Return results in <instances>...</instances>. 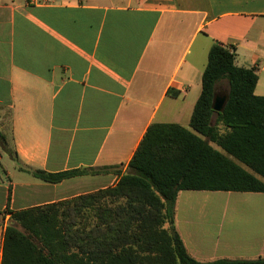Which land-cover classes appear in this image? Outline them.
Masks as SVG:
<instances>
[{
  "label": "crops",
  "instance_id": "obj_1",
  "mask_svg": "<svg viewBox=\"0 0 264 264\" xmlns=\"http://www.w3.org/2000/svg\"><path fill=\"white\" fill-rule=\"evenodd\" d=\"M217 43L256 70L264 97V0H0V264L11 212L112 188L150 125L190 128ZM75 170L88 172L59 184L31 174ZM254 194L243 217L192 244L175 216L188 253L264 257Z\"/></svg>",
  "mask_w": 264,
  "mask_h": 264
},
{
  "label": "trees",
  "instance_id": "obj_2",
  "mask_svg": "<svg viewBox=\"0 0 264 264\" xmlns=\"http://www.w3.org/2000/svg\"><path fill=\"white\" fill-rule=\"evenodd\" d=\"M223 81L228 99L218 113L213 103ZM257 83L254 68L238 67L234 51L214 44L191 131L154 123L114 187L11 212L2 264H264V257L198 261L175 220L182 191L264 194V97L255 94ZM87 172L31 174L59 184Z\"/></svg>",
  "mask_w": 264,
  "mask_h": 264
},
{
  "label": "rangeland",
  "instance_id": "obj_3",
  "mask_svg": "<svg viewBox=\"0 0 264 264\" xmlns=\"http://www.w3.org/2000/svg\"><path fill=\"white\" fill-rule=\"evenodd\" d=\"M228 89V82L223 81L220 95H226ZM186 128L191 131L189 127ZM215 148L217 147L215 146ZM249 195L256 194L234 193L231 196V194L225 192H181L177 201L176 220L184 238L190 244L195 243L199 239L196 236L197 231L203 232L208 230L214 232L215 224L221 223L224 218L243 217L246 202L257 201L256 199L249 198ZM184 232L186 233V237Z\"/></svg>",
  "mask_w": 264,
  "mask_h": 264
},
{
  "label": "water",
  "instance_id": "obj_4",
  "mask_svg": "<svg viewBox=\"0 0 264 264\" xmlns=\"http://www.w3.org/2000/svg\"><path fill=\"white\" fill-rule=\"evenodd\" d=\"M227 99H228L227 95L222 96L216 93L214 103H213V110L215 112L221 113L226 106Z\"/></svg>",
  "mask_w": 264,
  "mask_h": 264
}]
</instances>
